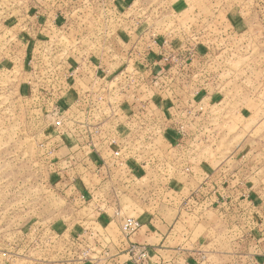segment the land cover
Segmentation results:
<instances>
[{"label":"rangeland","instance_id":"374dc122","mask_svg":"<svg viewBox=\"0 0 264 264\" xmlns=\"http://www.w3.org/2000/svg\"><path fill=\"white\" fill-rule=\"evenodd\" d=\"M245 181L261 193L227 192ZM259 208L264 0H0L1 263L85 264L122 239L142 264L124 240L144 217L196 252Z\"/></svg>","mask_w":264,"mask_h":264},{"label":"crops","instance_id":"0c3cea01","mask_svg":"<svg viewBox=\"0 0 264 264\" xmlns=\"http://www.w3.org/2000/svg\"><path fill=\"white\" fill-rule=\"evenodd\" d=\"M118 3V0H116ZM126 46H122L120 44L112 46V51L117 55L120 56L123 55V53H126ZM137 46H135L136 48ZM129 49V48H128ZM119 56V57H120ZM128 56V55H127ZM123 57V60L128 59L129 57ZM230 181H233L230 179ZM227 184V181H225ZM247 181H245V185L239 183L240 185H237L233 187L231 190H228L227 192L230 194L235 195H241L247 194V196L253 194L254 189L257 193H261V191L258 189L260 187L258 186H249L247 185ZM261 207V206H260ZM262 208L257 209L255 212H257L258 219H259V225L257 229H254V232L246 233L249 229L248 224L244 227V229L240 232V234H232V224L227 223L224 219V222L226 223L225 231L229 232L227 234L226 232H223V236H217L214 235L208 236L206 240H202L205 242L204 246L199 245V248L196 249L198 251H190L189 248L184 247L183 241L186 238H180L178 235L171 236L172 229L174 227L171 226L172 223H167L165 220L160 219V223L157 224V220L148 219V217H144L141 222L139 229L133 233L129 238L124 240V243L128 245L129 242H137L139 244H143L147 250V257L144 258L142 261V264H200V260L203 258H213L217 256L219 258L223 259V264H264V215L260 210ZM228 213V211H227ZM177 222V221H175ZM103 225V223H102ZM171 226V229L169 227ZM226 227H228L226 229ZM241 227V226H239ZM206 238V235L204 236ZM221 242L225 243V247L228 245L229 247L225 248L223 252L217 251L215 247L209 246L210 243H215L216 238L221 239ZM181 240V245L172 246L169 245V242L172 240ZM203 239V237H202ZM117 241V250H111L110 255L102 254L103 252H98L93 254L95 256L92 259H98L97 261H91L85 262V264H130L127 259H130V256L127 252H125V244H120L119 242L122 241V239H116ZM226 242H229L226 244ZM105 244V243H104ZM232 244L235 245V248L231 246ZM248 245V246H247ZM201 246V247H200ZM121 249H118L120 248ZM205 247H208V249L205 250ZM218 252V253H217ZM149 253V254H148ZM202 254V257L200 258L198 255ZM149 256V257H148ZM92 257V256H91ZM158 258V261H155L154 258ZM40 257H33V260L39 264L37 260H39ZM21 259H24L21 257ZM46 259V257L43 258V260ZM103 260V262H102ZM225 260V261H224ZM99 261V262H98ZM112 261V262H110ZM44 264L43 262H41ZM0 264H6L5 262H0ZM84 264V263H83ZM133 264V263H132ZM214 264V263H209Z\"/></svg>","mask_w":264,"mask_h":264},{"label":"built area","instance_id":"2783aa9c","mask_svg":"<svg viewBox=\"0 0 264 264\" xmlns=\"http://www.w3.org/2000/svg\"><path fill=\"white\" fill-rule=\"evenodd\" d=\"M117 154V153H116ZM139 226V222H137L135 219L133 218H128L126 219L123 224H122V228L124 230H127L128 232H132L133 230H135L136 228H138ZM144 253L141 254L139 257H143Z\"/></svg>","mask_w":264,"mask_h":264}]
</instances>
